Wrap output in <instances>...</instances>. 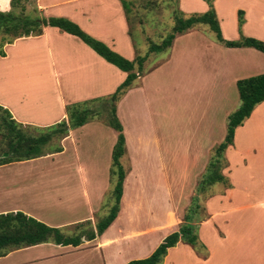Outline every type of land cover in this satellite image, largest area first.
<instances>
[{"label": "crops", "instance_id": "crops-1", "mask_svg": "<svg viewBox=\"0 0 264 264\" xmlns=\"http://www.w3.org/2000/svg\"><path fill=\"white\" fill-rule=\"evenodd\" d=\"M35 2L42 17L62 18L75 24L85 34L128 61H134L136 57H143L147 53V46H145L144 53L141 54L138 52L136 44L132 42V35L129 33L120 0H35ZM184 4L193 7H185ZM212 6L221 37L224 40L238 39L237 11L240 10L242 11L241 35L264 43V0H212ZM177 9L183 14L192 11L203 13L207 10V6L202 0H177ZM195 31L198 30L191 29L176 35L169 48L164 52L147 54L142 63L143 74L137 77L135 84L125 92L115 106V113L121 124L122 133L125 130L126 122L128 130L136 136L137 140H140L142 136L144 138L145 135L156 141L154 134L151 133V130L153 132L154 119L157 115H161L163 118L165 113L167 116L169 115V119V111L172 108L170 107L171 103L162 105L160 102L165 100L163 98L169 97L168 94H177L179 99V93L186 91L185 77L180 74H170L175 69L178 70V73L180 72L181 60L182 62L186 61L188 57L198 59L200 57L199 47L203 46L214 51V62L211 61V65L213 66L215 63L213 74L215 78L222 79L221 85L228 80V83L235 86V82L239 78H232L231 73L234 70H247V64L239 63V58L243 61L247 59V48L223 47L209 40L200 31L209 41H196L197 33ZM220 47L224 49H220ZM2 49L4 57H0V73H2L0 75L2 82L0 85V107L7 110L11 119L22 126L48 128L61 121L67 122L65 113L67 105L86 99L107 97L114 92L125 77L123 72L106 63L77 37L55 27H42L40 35L17 38L11 44L4 45ZM217 53L222 55L223 61L217 60ZM258 56L261 59L264 58L262 53ZM237 60L238 62H236ZM27 76L30 81H38L36 83L48 82L49 95L56 101L54 112L50 110L36 113L31 110V115L28 114L27 108H24L22 100L18 98L20 93L15 85L18 78H27ZM175 76L177 81L172 82L173 88L170 89V86L164 83L171 77L174 79ZM243 77L247 78V74ZM209 78L212 79V75H208ZM200 82H204L203 78L200 79ZM174 83H177V86L173 85ZM194 83L197 82L194 81ZM194 83L189 80L187 85H194ZM193 88H197V85L195 84L190 89ZM30 95H33V92ZM137 97H142L143 103L144 100L146 101L143 104L146 109L139 111L134 109L133 101L137 100L135 105L139 102ZM155 102H159V104L155 106ZM228 104L231 106L230 108H228ZM237 105L238 99L236 103L232 99L228 102V95L221 93L220 97H215L213 101L207 102L204 111L201 109V114H209L205 123L218 110L225 117L222 139L225 134L227 116L236 109ZM164 107H166L165 110L158 112ZM44 113L47 114L41 116ZM140 113H142L141 116ZM140 118L143 119L142 124L139 123ZM199 119L201 120L200 117ZM88 123L93 122L86 124ZM86 124L79 128L68 129L56 149H59V152L46 153L31 160L42 162L50 159L51 167L54 168L53 171L56 175L76 179L74 181L76 186L57 189L60 192H65V196H67L64 199L60 193L61 195L56 196V199L64 201L63 205L66 208L69 204L72 205L75 198L73 193L79 189L80 200L87 209V219L89 220L94 209L97 210L101 205V200L107 189H104L107 165L98 168L93 162H89L88 165L81 163L75 150L78 140L75 136L84 132ZM140 125L146 129L145 132H142L141 127L139 129ZM202 125L201 120L197 131H200ZM208 125L214 124L209 122ZM123 136L124 155H128L132 161L128 139L125 133ZM115 139L116 135L112 138V146ZM205 139H210L207 134L199 135L198 140L180 142L181 150L179 149L178 154L171 155L170 160L166 161L187 163L204 160L207 163L213 148L222 139L219 142L209 140L206 145H203ZM140 142L142 141L140 140ZM197 144H199L198 153ZM191 145L195 146L194 149L190 148ZM69 146H71V156L67 155ZM156 154V160L162 161L161 151ZM223 154L226 165L222 174L226 177L230 187H224L220 192H215V189L211 191L212 196L203 202L205 217L196 223L197 239L203 246L200 252L204 255L196 253L182 242H177L174 247L167 250L161 264H174L176 260L178 264H235L234 258L239 260V264H264V101L255 106L241 126L234 129L232 145L228 146ZM24 162L10 163L2 165V167L24 165ZM93 174L103 176L102 180L97 182L98 185L95 184L96 186L90 185L88 181V177ZM158 174L167 195L168 187L165 183L164 164L161 169L159 168ZM242 180H246V184L245 187L240 188L239 184H242ZM195 188L196 183L192 187L189 200L194 195ZM122 194L116 218L100 236L89 241L90 244L81 243L77 247L40 244L14 249L0 257V264H125L130 260L142 259L147 257L166 235L177 229L182 223L190 202L188 201V204L182 209L181 216L180 212H172L169 203H167L158 219L155 214L149 212L151 209L148 207L150 224L148 228L143 229L137 226V213H133L139 211L138 205L134 201L133 206L122 205ZM255 197L257 198L254 199ZM229 198L235 199V203L229 201ZM15 211H22L29 217H36V219L45 222L44 219L31 215L26 207H0V214ZM123 216L127 220L125 228L121 227ZM157 224L158 228L153 230V225ZM45 225L51 227L49 223ZM133 225H135V229ZM59 227V225L55 226V228ZM112 229L114 230V241L110 243L107 241V234ZM127 230L133 232L134 235L124 237ZM44 248L48 252H43ZM26 252H35V255L27 260L18 259V255ZM122 254H126L123 259L120 258ZM68 259L69 263H66ZM119 259L120 261H118Z\"/></svg>", "mask_w": 264, "mask_h": 264}, {"label": "rangeland", "instance_id": "rangeland-1", "mask_svg": "<svg viewBox=\"0 0 264 264\" xmlns=\"http://www.w3.org/2000/svg\"><path fill=\"white\" fill-rule=\"evenodd\" d=\"M9 1L10 0H0L1 13H5L10 10ZM125 1L129 3L130 11L126 16L128 20L129 33L132 35L131 40L134 44H136L138 52L142 54L144 53L146 48L145 46H147V44L151 42L155 44L159 43L166 34L170 33V29L173 24L171 14L173 9H177V0ZM35 3V0H20L19 6L14 9V13L17 14L23 10V13L31 14V11H33L36 6ZM20 6L22 7L21 9ZM184 6L193 7L189 4H184ZM189 13L198 12L192 11ZM200 27L205 29L202 25ZM195 32L197 33L195 36L196 41H209L199 31ZM220 49L224 48L220 47ZM199 50L200 57L198 59L188 57L186 61L182 62L181 60V65H179L180 72L178 73V70L175 69L174 72H171L170 74H180L185 77L186 91L184 93L182 91L179 93V99L177 94H168L169 97L163 98V100H165L160 102L162 105L171 103L170 107L172 108L169 111V119V115L167 116L166 113L163 118H161V115L156 114L157 117H155L154 123L152 124L153 132L151 130V133L154 134L156 141L152 140V137L144 135V138L143 136L140 137V140L142 141L140 142L134 134H131L128 130V125H126L127 123L125 122V130L123 133H125L126 138L128 139L129 150L131 151L133 162L130 160L128 155H124L120 159V164L125 171V177L122 184V205H125V207L127 205L133 206L134 203L138 205L139 211H134L133 213H137V226L143 229L148 228V225L150 224L149 212L155 214L158 219V217L161 216V211L164 210L167 203H169V208L172 212H180L181 216L182 209L188 204V201H190L189 197L191 196L192 187L195 183L197 184L199 176L206 164L204 160L201 162L189 161L187 163L175 161L167 162L166 160H170L171 155H176L178 154L179 149L181 150L180 142L185 143L195 139L198 140L199 135L206 134L210 138V141L219 142L222 139L225 117L222 115L220 110H218L215 114H212L213 116H210L209 120L205 123L209 114H201V109L204 111L207 106V102L213 101L215 97H220L221 93L228 95V102L232 99L236 103L238 98L234 84L228 83L227 80L221 85L222 79L219 77L215 78L213 74L215 63L213 66L211 65V61L214 62V51L209 48H204L203 46L199 47ZM258 55H261V53L256 52V50L254 51V49L252 50L247 48V59H244V61L241 59V61L239 58V63L247 64V70H234L231 73L232 78L242 79L246 74L248 77L264 73V58L261 59ZM217 56L218 61H223V57L220 53H217ZM236 62H238V60ZM1 74L2 73H0V75ZM208 75H212V79H208ZM202 78L204 80L203 83L200 82V79ZM189 80H192L193 83L194 81L197 83H194V85H187ZM173 81H177L176 76L174 79L172 77L167 79L164 84L169 85L170 89H172L173 87L171 84ZM36 82L38 81H30L28 76L27 78H18V81L15 83L16 89L19 90L18 93H20L18 98L22 100L21 102L24 108H27L28 114L31 113V110L36 113H43L44 111L50 110L54 112L53 109L54 107L56 109V101L49 95V90L47 88L48 82ZM1 84L2 82L0 81V85ZM195 84L197 85V88L190 89L191 87H194ZM15 85H13V87H15ZM173 85L177 86V83H174ZM32 92L33 95H30ZM137 98L139 102L136 103V105L135 102H137V100L135 99L133 101L134 109L136 111L146 109L143 106L146 101L144 100L143 103L142 97ZM87 100L89 101L92 99H86L85 101ZM158 104L159 102L154 103L155 106ZM197 105L200 106L196 107ZM88 106L100 111V104L98 102L91 103ZM230 107L231 106L228 104V108ZM165 109L166 107L158 110V112ZM46 114L47 113H44L41 116ZM32 115L37 116L36 114ZM141 115L142 113H140V116ZM199 117L201 118L203 125L200 128V131L198 130L199 133L197 134V127L201 122ZM142 121L143 119L140 118L139 123L142 124ZM89 122L93 123L86 124L84 132H82L81 135L75 136L78 139L75 150L77 151L82 164L85 163V165H88L89 162H93L98 168H102L105 164L107 165L104 175L105 189L108 188L107 170L110 164V152L112 147L111 142L115 133L107 125H105V116L102 112H100V115L90 118ZM209 122H212L214 125H208ZM140 127L141 125L139 126V129ZM21 128L26 134L31 136H37L47 130L46 128H35L22 125ZM141 130L142 132H145L146 129L141 127ZM62 137L63 135L59 134L53 135L50 141L43 147L42 154H50L51 152H54L59 147V142ZM209 140H203V145H206ZM194 147V145L190 146L191 149H194ZM198 150L199 144H197V153ZM159 151L162 153V161H160V159L156 160L155 157V154ZM67 155H72L71 146L68 147ZM31 161L33 160H29L28 162L25 161L24 165L18 164L5 167L0 166V207H26L31 215L44 219L51 227L59 225L61 232L66 236L74 235L78 231L87 230L89 228V224L93 229L96 221L98 220V216H102L104 214V212L102 213L99 211L100 206L97 210L96 208L94 209V212L88 220V212L86 207H84L81 203L80 193L78 192L79 189H76L73 193L75 198L72 205L69 204L66 208L65 205H63L64 201L56 199V196L60 193H62V196L65 199L67 196H65V192H60V190L57 189L76 186L74 182L76 179L74 177L67 178L64 175H56L53 171L54 168L51 167L52 162L50 159L42 162H38L37 160L33 162ZM163 164L166 173L165 183L168 187L167 195L165 194V188L161 184V179L158 176L159 168L161 169ZM102 177V175L93 174L91 177H88V181L90 182V185L96 186L98 185L97 182L102 180ZM245 178L246 175L244 179ZM245 184L246 180H242V184H239V187H245ZM223 188V185L217 184L210 190L213 191L215 189V192H220ZM106 192L104 193L105 196L103 197L105 198L101 204L107 200ZM90 194H93V192H90ZM256 198L257 197L254 199ZM234 200L235 199L233 198H229V201L231 202H234ZM148 207L152 211L150 210L148 212ZM195 215L192 216L193 222H197L198 216L200 217L199 214L198 216ZM34 219H36V217ZM36 220L46 224L42 220ZM86 221H89V224ZM126 223L127 220L125 219V216H123L121 218V227L125 228ZM158 224L153 225V230L158 228ZM76 225H78V227H76ZM133 228L135 229V225H133ZM129 231L130 230H127L125 233L126 235L123 236L134 235L133 232L131 233ZM113 235L114 230L112 229L110 233L107 234V241H110V243L114 241ZM150 235L152 236V234ZM82 243H85V245L90 244L89 241H82ZM42 251L45 252L47 250L44 248ZM200 251L201 249L198 250V252L196 251V253L204 255V253H201ZM34 253L35 252H26L18 255L17 257L20 260H27V258H32V256L35 255ZM125 256L126 254H122L120 258L123 259ZM234 260L235 264H239L238 259L234 258ZM118 261H120V259ZM66 263H69V259ZM176 263L178 264L177 260L174 264Z\"/></svg>", "mask_w": 264, "mask_h": 264}, {"label": "trees", "instance_id": "trees-1", "mask_svg": "<svg viewBox=\"0 0 264 264\" xmlns=\"http://www.w3.org/2000/svg\"><path fill=\"white\" fill-rule=\"evenodd\" d=\"M19 1L10 0V10L5 13L0 12V57H4L2 49L4 45L11 44L17 38L38 36L41 34L42 27L49 26L77 37L106 63L123 72L125 77L115 88L114 92L107 97L67 105L65 107L67 122L61 121L54 126L48 127L44 133L37 136L26 134L22 130L21 125L11 119L8 111L0 107V166L43 156L42 149L53 135L65 136L68 129L81 127L89 122L90 118L100 115V112L105 116V125L113 130L116 135L110 152L107 200L100 205L99 209L104 214L98 216L94 228L92 229L89 221H86L89 224L87 230L66 236L61 232L60 228L49 227L20 211L3 213L0 214V257L5 256L14 249L28 248L40 244L77 247L82 243L84 237H86L87 241H91L95 237L100 236L114 221L119 210L122 183L125 177V171L120 164V159L125 154L124 136L121 124L115 113V106L125 92L135 84L137 77L143 74L142 63L147 54L164 52L169 48L176 35L183 34L191 29L200 31L209 40L223 47L251 48L264 54L263 42L241 35L242 11L240 10L237 11L238 39L227 41L221 37L212 0H202L207 6V10L203 13L183 14L178 9H173L171 14L173 24L170 33L166 34L159 43L151 42L147 44V53L143 57H136L134 61L122 58L65 19L42 17L36 6L31 11V14L23 13V10L17 14L14 13V9L19 6ZM120 3L128 26L126 15L130 11L129 3L125 0H120ZM201 25L205 29L201 28ZM235 89L238 105L227 116L224 137L211 152V156L197 181L195 193L190 198L182 223L175 231L166 235L147 257L130 260L125 264H161L167 250L174 247L177 242H182L197 252L203 249L196 234V223L205 217L203 202L206 198L212 196L213 193L210 188L214 185H223L225 188L230 187L226 177L222 174V170L226 165L223 153L228 146L232 145L234 129L241 126L255 106L264 101V73L236 80ZM94 102L100 104V111L88 106ZM59 151L58 149L54 152ZM3 154H6V156L2 157ZM195 214L197 216L198 214L200 215L197 222H193L192 216Z\"/></svg>", "mask_w": 264, "mask_h": 264}, {"label": "water", "instance_id": "water-1", "mask_svg": "<svg viewBox=\"0 0 264 264\" xmlns=\"http://www.w3.org/2000/svg\"><path fill=\"white\" fill-rule=\"evenodd\" d=\"M6 154H3V157H5ZM83 241H87L86 237L83 238Z\"/></svg>", "mask_w": 264, "mask_h": 264}]
</instances>
